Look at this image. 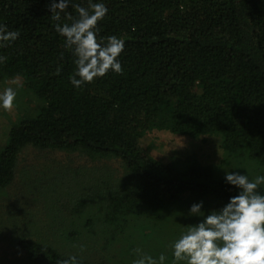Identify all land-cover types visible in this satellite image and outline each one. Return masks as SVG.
Masks as SVG:
<instances>
[{"label":"trees","instance_id":"trees-1","mask_svg":"<svg viewBox=\"0 0 264 264\" xmlns=\"http://www.w3.org/2000/svg\"><path fill=\"white\" fill-rule=\"evenodd\" d=\"M50 2L0 0V24L20 33L0 48V82L21 78L42 103L36 117L9 132L0 189L15 181L20 154L31 146L122 161L131 180L112 205L116 214L143 208L159 215L186 196L226 204L238 194L198 160L178 168L154 159L142 145L152 131L220 137L230 158L264 169V0H93L109 9L98 22L100 35L126 41L123 72L79 88L70 83L74 57L55 31ZM66 12L78 18L71 5ZM65 16L59 23L72 22ZM19 247L32 264L71 257L32 239Z\"/></svg>","mask_w":264,"mask_h":264},{"label":"rangeland","instance_id":"rangeland-1","mask_svg":"<svg viewBox=\"0 0 264 264\" xmlns=\"http://www.w3.org/2000/svg\"><path fill=\"white\" fill-rule=\"evenodd\" d=\"M18 79L13 109H0V152L8 144L11 128L25 118L36 117L42 106ZM13 80L1 81L0 91ZM142 145L154 159L178 168L198 160L211 167L218 179H224L225 171L247 170L250 178L264 175L257 163L239 156L230 158L217 136L193 139L152 131ZM130 180L126 165L115 158L92 156L83 150L27 147L20 154L15 181L0 189V264H32L19 247L23 239L95 263L132 264L139 249L155 256L164 253L171 264L172 242L188 224L199 222L200 218L187 216L191 204L203 201L206 214L224 205L214 198L186 196L159 215L143 208L116 214L112 205L121 199Z\"/></svg>","mask_w":264,"mask_h":264},{"label":"clouds","instance_id":"clouds-1","mask_svg":"<svg viewBox=\"0 0 264 264\" xmlns=\"http://www.w3.org/2000/svg\"><path fill=\"white\" fill-rule=\"evenodd\" d=\"M74 8L78 18L66 12ZM48 10L58 23L55 31L64 38V47L74 57L75 70L70 83L75 88L103 78L109 72L121 74L119 59L125 49V39L112 35L103 37L98 22L109 9L102 2L88 0V6L74 4L73 0H51ZM71 23H59L61 14ZM20 36L0 24V48L8 47ZM4 57H0L3 62ZM59 72V69H57ZM18 78L11 86L0 91V109L10 111L17 99ZM236 170V169H234ZM246 170V169H244ZM224 181L238 190L221 208L204 210L203 201L191 204L187 216L198 217L199 222L188 224L171 244V264H264V175L250 178L247 170L225 171ZM132 264H168V256H158L137 249ZM61 264H81L76 256L62 260Z\"/></svg>","mask_w":264,"mask_h":264}]
</instances>
